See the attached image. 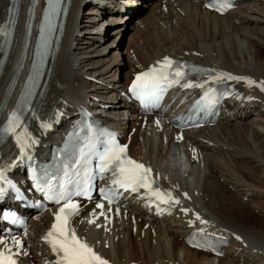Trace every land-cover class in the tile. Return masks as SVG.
<instances>
[{"label": "bare ground", "instance_id": "obj_1", "mask_svg": "<svg viewBox=\"0 0 264 264\" xmlns=\"http://www.w3.org/2000/svg\"><path fill=\"white\" fill-rule=\"evenodd\" d=\"M91 1L72 3L47 93L49 106L57 105L54 123L62 124L64 115L74 114L73 106L80 103L94 113L112 114L121 126L122 141L131 156L159 171L162 183L179 196L181 209L155 216L140 202H133L126 208L107 207L104 215L96 216L98 209L92 201H80L71 227L107 258L140 264H202L198 255H207L183 244L186 226L216 227L230 238L225 255L244 263L264 264V223L259 219L264 214V202L260 200L264 198V90L259 84L264 81V0H241L243 10L238 7L224 16L204 11L194 0H155L148 18L145 14L138 16L136 34H131L132 42L126 45L125 61L117 53L116 40L127 29L124 19L131 20L133 15L115 10L99 19L101 11ZM133 2L134 12L142 14L137 0ZM28 4L29 0L24 11ZM85 4L89 7L80 16ZM7 5L8 0H0V21L4 20ZM154 15L160 20L153 27L160 32L150 37L149 24L154 21L149 22V18ZM25 18L26 15L22 26ZM77 21L81 23L77 25ZM105 22L101 36L95 30ZM22 36L21 29L16 34L14 53ZM166 53L190 57L232 76L257 82L242 83L254 94L253 98L236 102L222 123L182 133L184 161L175 155L177 150L170 151L172 144L177 143V134L158 118L132 113L133 104L121 94L125 79ZM125 63L128 68L124 76L117 77ZM6 84L5 75L0 82V95ZM237 115L239 121L234 119ZM251 194L256 198H250ZM227 202L236 203V207H229ZM250 209L258 213L253 215ZM55 210L50 207L30 218L25 238L17 240H22V247L15 242L17 245L12 246L8 239L0 240V249L21 254L33 264H56L42 239ZM252 217L256 218L254 224ZM178 251L182 252L181 257ZM217 260L218 264H227L222 258Z\"/></svg>", "mask_w": 264, "mask_h": 264}, {"label": "snow or ice", "instance_id": "obj_2", "mask_svg": "<svg viewBox=\"0 0 264 264\" xmlns=\"http://www.w3.org/2000/svg\"><path fill=\"white\" fill-rule=\"evenodd\" d=\"M59 2L60 0H48V3L52 6L53 11H55L56 4ZM45 16H47V11L45 12ZM157 64L161 66L159 69L153 67L146 72L137 74L131 86V90L136 95L141 96L149 88H155L162 81L168 79V75L164 69L172 68L174 61L169 57H164V59L162 61H158ZM183 75L184 73L179 67H177L175 70V76L182 77ZM221 75L237 81L246 80L249 85L257 83L249 77L232 76L228 73ZM29 78L31 79L32 77ZM212 78L217 79L218 77ZM174 82L179 83V80H175ZM259 84L261 86V90H264V81L259 82ZM184 86L191 87L194 85L185 84ZM30 94L31 93H29V95ZM207 96L208 93H205V97ZM209 102L215 103V98L210 99ZM19 122V114L13 111L9 116L8 127L4 129V132H14ZM157 123H159V121H157ZM44 126L50 127L48 124H45ZM23 136H27L26 131ZM16 140L20 145L21 154L25 153L26 147L31 146L30 144L25 143V140L21 135H17ZM32 143H34V141ZM126 149L127 146L120 145L115 140L113 135L110 140L106 142L103 151L98 153L99 164L97 167L100 175L103 177L105 173L111 172L113 184L126 190L131 188L133 192L138 191L140 188H147L150 192H152V195L157 197V199H163L159 189L153 191L151 188L153 181L148 176L151 169L128 158ZM0 178H2V171H0ZM36 187L41 192H45L47 199L54 200L57 204H61L63 201L58 212L55 213V223L52 224L49 232L44 237V239H46L51 245L52 251L59 256V264H109L105 258L100 256L91 246L77 236L75 229L70 227L71 218L74 215H77L79 211V204L74 202L72 197L88 195L87 190L72 191L64 184H60L58 190H54L51 184H49L47 190L41 187L39 183H37ZM100 191L104 198L108 199L109 203H111L113 198L108 196L104 189H101ZM2 192L3 189H0V194H2ZM163 202H174L175 204H179V200H163ZM103 207V204H97V208L103 209ZM182 211L187 212L188 210L182 209ZM100 214L103 215L104 213L101 212ZM201 222L207 223V221ZM89 223H94V221H89ZM99 226L100 225H97V227ZM236 239L241 238L237 236ZM15 243L20 244L22 247V243L20 241H15ZM0 264H17V261L12 255H5L4 251L0 250Z\"/></svg>", "mask_w": 264, "mask_h": 264}, {"label": "rangeland", "instance_id": "obj_3", "mask_svg": "<svg viewBox=\"0 0 264 264\" xmlns=\"http://www.w3.org/2000/svg\"><path fill=\"white\" fill-rule=\"evenodd\" d=\"M137 2H138V0H137ZM145 0H139V2L138 3H140V9L142 10V14H141V12L138 14V15H136V16H134L133 18H131V20H127V19H124V21L126 22V24H125V26L127 27V29L125 30V33H124V35L122 36V37H118L117 38V40H116V43L118 44L119 43V46H117V53H121V57H123L124 58V61H125V56H127V55H125V50H126V45H128V41L129 42H132V38H130V40H129V37L131 36V34L132 33H134L135 32V23L137 22V20H138V18L141 16V15H144L145 14V17L146 18H148L147 16H148V14H149V11H150V8L152 7V6H154L155 5V0H150V1H147V2H145ZM154 2V3H153ZM137 3V4H138ZM143 5V6H142ZM150 5H152V6H150ZM243 5V4H242ZM242 5L239 7V8H241L242 7ZM88 8V4H85L84 6H82V8H80V11H79V15L81 16L82 15V12L84 13L85 11H86V9ZM242 9V8H241ZM243 10V9H242ZM160 14H162V13H160ZM160 14H158V15H160ZM78 15V16H79ZM158 15H154V16H150V18H149V22H151V21H154V23H150L149 24V35H151L152 34V36H150V37H154V35L155 36H157L158 35V33L160 32V30L158 29V28H156L155 26L153 27V25H155V24H157V21L158 20H160V18H159V16ZM79 16V17H80ZM139 16V17H138ZM155 18H158V19H155ZM107 19H109V17H107ZM105 21V20H104ZM78 23H81L80 21H77V25H78ZM138 24V23H137ZM160 25V24H159ZM113 26H115V25H113ZM129 26V27H128ZM162 26V28H163V25H161ZM80 28H82L81 26H79ZM141 28V27H140ZM137 29H138V26H137ZM135 34L136 33H134V36H135ZM114 38V37H113ZM112 39V36L110 37V39L109 40H111ZM115 46V45H114ZM258 46V45H257ZM263 50H264V48H263ZM128 68V66H127V63H125V67L123 66L120 70H118V73L116 74L117 75V77L119 76V74L121 75V76H124V72H125V70ZM73 69L75 70V68L73 67ZM240 116L239 115H237L234 119H235V121H239V118ZM234 119H232V121L231 122H235L234 121ZM237 119V120H236ZM255 122H259V120H257V121H255ZM264 127V126H263ZM233 188H231V190H232ZM229 190H230V188H229ZM228 196L230 195L229 194V191L226 193ZM250 198H256V196H255V194H251L250 196H249ZM245 199V200H244ZM242 200L245 202V201H247V198H245V197H243L242 198ZM260 200H261V202L263 201L264 202V198H260ZM248 201H250V199L248 200ZM228 203V205L230 204L231 206H229V207H234V205H235V207H236V203L235 204H233L232 202H227ZM250 213L251 214H253V215H255V214H257L256 213V210H254V209H250ZM259 219L264 223V214H262V216H260L259 217ZM256 222V218L254 217H252L251 218V223L252 224H254ZM178 241H180V238H179V240ZM177 254L181 257L182 256V252L180 251H178L177 252ZM228 254H226V256L225 257H221L222 259H223V261L225 262V263H227V264H251V263H244L243 262V260H240V261H238V260H236V258L234 257V258H232V256H230V255H228ZM204 255L203 254H199L198 255V260L202 263V264H218V260L217 259H221V258H217L216 260H213L212 258H209V257H205V260H204ZM202 260V261H201Z\"/></svg>", "mask_w": 264, "mask_h": 264}]
</instances>
